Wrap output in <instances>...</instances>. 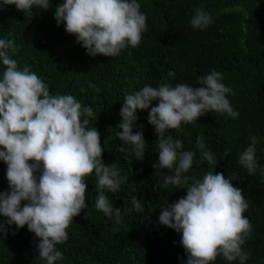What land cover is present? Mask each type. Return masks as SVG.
<instances>
[{
	"label": "trees",
	"instance_id": "trees-1",
	"mask_svg": "<svg viewBox=\"0 0 264 264\" xmlns=\"http://www.w3.org/2000/svg\"><path fill=\"white\" fill-rule=\"evenodd\" d=\"M61 2L50 0L49 10L28 13L14 5L0 6V38L14 41L18 49L13 58L21 68L30 66L50 94H71L93 108L96 115L88 127L100 133L102 159L106 165L116 162L128 179L119 192L106 193L113 207L121 209L117 224L95 208V175L85 177L88 207L66 229L67 241L57 245L64 259L56 264H186L180 234L158 223L160 207L176 202L186 191L160 186L153 168L158 138L148 124V111L137 113V127L143 125L140 130L147 144L143 160H136L131 147L118 139L116 126L126 94L165 82L198 87L199 78L212 70L222 72L223 82L233 90L228 99L238 118L213 111L171 134L180 139L183 150L196 153L188 175L200 179L208 171L220 172L242 190L249 204L244 215L252 225L243 246L250 257L246 264H264V176L259 168L249 174L239 164L240 153L256 136L257 162L264 167V0H139L147 17L141 43L116 57L94 58L62 24L57 26L55 6ZM197 9L213 19L205 30L193 29L189 23ZM169 70L174 77L167 76ZM198 138L214 154V164L202 158ZM5 173L6 165L0 162V192L8 190ZM161 173L170 174L167 169ZM133 196L143 211L134 209ZM37 243L26 225L19 231L13 225L6 237L0 234V264H45L38 257ZM213 264L239 262L217 257Z\"/></svg>",
	"mask_w": 264,
	"mask_h": 264
},
{
	"label": "clouds",
	"instance_id": "clouds-1",
	"mask_svg": "<svg viewBox=\"0 0 264 264\" xmlns=\"http://www.w3.org/2000/svg\"><path fill=\"white\" fill-rule=\"evenodd\" d=\"M6 5L23 13L52 7L50 0H0V6ZM140 7L139 0H62L55 6L54 19L75 36L87 55L116 57L141 43L147 17ZM189 23L193 29L205 30L213 19L197 9ZM17 49L14 41L0 38V162L6 165L8 183V190L0 192V234L6 237L13 225L16 231L26 225L38 238V257L45 264H56L64 259L57 245L67 241L66 229L88 207L85 177L95 175V208L117 224L121 209L113 207L106 193L119 192L128 178L116 162L103 161L100 133L88 127L96 115L93 108L71 94H50L49 86L30 66L21 68L13 58ZM174 75L172 70L167 72L168 77ZM223 81V73L212 70L199 78L198 87L167 82L145 85L125 95L116 126L118 139L131 147L136 160H143L147 144L140 130L143 125L137 127V113L148 111V124L158 138L153 168L160 186L186 191L176 202H165L158 217L160 225L180 234L186 264H213L217 257L246 264L250 258L243 246L252 225L244 215L249 204L242 190L220 172L208 171L200 179L188 175L196 153L183 150L180 139L171 134L213 111L238 118L228 99L233 90ZM257 143L252 136L239 164L249 174L259 168L264 176L256 158ZM196 145L202 158L214 164L215 156L206 150L203 138ZM229 151L226 148L224 155ZM162 169L170 174H162ZM131 203L136 211H143L136 196Z\"/></svg>",
	"mask_w": 264,
	"mask_h": 264
}]
</instances>
